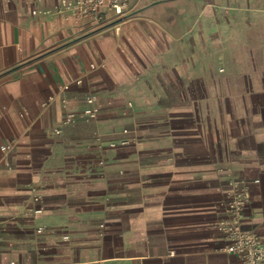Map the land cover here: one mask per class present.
<instances>
[{
    "label": "crops",
    "instance_id": "obj_1",
    "mask_svg": "<svg viewBox=\"0 0 264 264\" xmlns=\"http://www.w3.org/2000/svg\"><path fill=\"white\" fill-rule=\"evenodd\" d=\"M69 1L0 0V264H242L220 248L237 194L264 243V83L203 76L264 0H131L115 24Z\"/></svg>",
    "mask_w": 264,
    "mask_h": 264
},
{
    "label": "rangeland",
    "instance_id": "obj_2",
    "mask_svg": "<svg viewBox=\"0 0 264 264\" xmlns=\"http://www.w3.org/2000/svg\"><path fill=\"white\" fill-rule=\"evenodd\" d=\"M261 1H256L254 7L258 8ZM238 38L235 43L230 44L232 38H226V43L221 46V52L213 54L215 60L211 61V68L208 73L203 76L205 84H212L214 81L222 80V82H231L232 84H245V71L252 70L259 74L257 82L264 83V77L261 72L264 70V12L253 11L248 14L239 11L236 15ZM222 20L221 23L226 24ZM227 36H231L229 28ZM220 53V54H218ZM211 72V73H210ZM214 99V93L206 92L204 100L206 102ZM223 106V113H225ZM205 115H218V107H209L208 105L201 109ZM155 125V116L146 114L142 119V130L149 131L151 126ZM128 133H125V131ZM122 139L118 143L122 147H131L141 140L133 138L132 131L124 128L121 131ZM129 140L127 144L123 141ZM123 143V144H122Z\"/></svg>",
    "mask_w": 264,
    "mask_h": 264
},
{
    "label": "built area",
    "instance_id": "obj_3",
    "mask_svg": "<svg viewBox=\"0 0 264 264\" xmlns=\"http://www.w3.org/2000/svg\"><path fill=\"white\" fill-rule=\"evenodd\" d=\"M131 0H70L67 4L69 11L77 20H101L106 13H112L116 19L114 24L121 21L127 16ZM81 85L82 81L76 82ZM70 85H65L64 90H70ZM64 104L66 101L63 102ZM102 110V104L98 97L92 96L87 100V108L84 110L83 119H95ZM78 116L69 113L66 115L62 125L55 129L57 135H61L64 125L71 124L76 121ZM125 133H128L126 130ZM129 140L123 141L127 144ZM122 143V144H123ZM12 149L11 145L2 147L3 152ZM246 208V199L242 194L235 195L229 203V210L233 216V222L228 228L230 241L223 244L221 251L229 255L239 258L242 264H264V243L257 237L246 236L241 228L240 218ZM11 264H16L12 262ZM100 264V263H99Z\"/></svg>",
    "mask_w": 264,
    "mask_h": 264
}]
</instances>
